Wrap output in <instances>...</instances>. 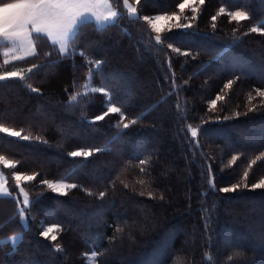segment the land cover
Wrapping results in <instances>:
<instances>
[{"label":"trees","instance_id":"obj_1","mask_svg":"<svg viewBox=\"0 0 264 264\" xmlns=\"http://www.w3.org/2000/svg\"><path fill=\"white\" fill-rule=\"evenodd\" d=\"M110 1L117 23L84 26L66 59L44 36L24 60L5 64L0 47V74H25L0 82V124L40 137L0 134V156L15 165L0 163L8 184L12 174L36 175L22 185L34 201L25 228L16 200L0 198V240L21 237L14 247L0 243V264H87L92 253L97 264H264V189L251 188L264 179V98L256 95L264 91V0H205L194 20L190 8L179 13L182 0H142L138 18ZM237 10L249 19L230 22ZM174 12L192 26L165 22L155 33L142 18ZM110 106L137 123L123 129L119 114L92 122ZM97 148L86 160L68 155ZM42 180L77 187L56 194ZM233 184L241 187L218 191ZM54 224L56 241L40 235Z\"/></svg>","mask_w":264,"mask_h":264},{"label":"snow or ice","instance_id":"obj_2","mask_svg":"<svg viewBox=\"0 0 264 264\" xmlns=\"http://www.w3.org/2000/svg\"><path fill=\"white\" fill-rule=\"evenodd\" d=\"M203 5L205 0H182L178 4L179 13L183 14L185 9L190 8L193 13L191 19H196V13L198 8L194 5L196 4ZM124 9L127 10V16L129 18H138V9L137 6L142 4V0H135V4L130 3L129 0H122ZM177 13H172L171 15H156L155 18H150L147 15H144L142 18L147 24L151 27L152 31L155 33H161L164 31V23L175 21V28H190L191 23H181V15ZM219 14H225V8L221 7L219 9ZM230 17V22L235 21L237 23L248 20V13L245 11H231L227 13ZM121 16L120 11L114 10L111 6L109 0H16L14 3H2L0 2V47L8 46V51L3 52L4 63L8 64V57L11 55V60L20 61L24 60L26 57L32 56L36 53V44L35 40L40 36L46 37L53 47L56 49L58 46V52L61 59L68 58V53L70 50L74 49L76 46V41L79 38L81 29L89 24L90 22H95V28L97 31L106 30L109 26L115 25L118 21V18ZM187 19V17H185ZM212 21L215 22L217 16L211 17ZM262 27H264V21L261 22ZM215 24H213V28ZM171 31V27L169 28ZM251 32H262V28L252 27ZM264 34V33H262ZM155 41L159 44L161 42V36L156 35ZM172 47V45H169ZM174 52L180 53L182 55H188L187 52H180L179 48H173ZM20 52L23 55H17L16 53ZM59 61H53V65ZM96 66L99 68L100 61H95ZM36 65H33L32 68L28 69V72L31 73ZM170 67V63H169ZM19 79L23 81L25 79V74L23 72L11 71L4 74H0V82L9 80V79ZM173 84H175V79H173ZM32 93H39L38 88L32 87L31 84L27 85ZM225 87L231 88L232 81H229ZM93 93L99 92L104 93L105 89L101 88H92ZM256 95L264 98V91L257 90ZM78 99L77 95H71L69 103L76 102ZM221 97L217 96L216 99L211 101L210 109H215L217 106V100H220ZM249 99H253L251 95ZM264 102V101H262ZM111 103V102H109ZM254 110V108H249V111ZM110 114H119L120 122H122L123 129H128L130 125H135L137 120L132 119L128 123H123L126 119L124 113L121 110V107L110 106L104 111L101 115H97L93 119V123L96 121H102L106 116ZM239 115V113H237ZM225 119H227L225 117ZM191 137L196 138L198 134V129L188 126ZM0 134H6L9 137L19 138L23 141H28L30 139H40V137H30L29 135H23L21 131L13 130L12 128L5 127L3 124H0ZM107 150V149H105ZM101 149H79L71 151L68 153L70 157L77 158L82 157L85 160L88 157L93 156L94 152H99ZM236 157H233L235 160ZM0 163H3L5 167L14 168L15 165L5 160L3 156H0ZM146 160H140V164H146ZM255 163V161H253ZM141 172L144 171L143 168L140 169ZM209 176H211V166L208 170ZM248 173L245 172L244 176L247 177ZM17 186L19 187L21 181H34L36 180V175H24L21 173H16L14 176ZM40 183L47 186L48 189H51L55 193L67 194V191L70 189H75L77 187L74 183H66L64 181L51 182L48 180H42ZM141 184H144V181H140ZM209 185L214 188V183L212 179L208 180ZM127 187V185H125ZM240 184H233L231 187H224L218 189L220 192L228 193L234 192L240 188ZM243 187L247 188L248 185L245 183ZM252 189H264V179H261L259 182L251 185ZM19 192L23 194L22 198V207L18 208L17 216L23 222L25 220V213L28 211L30 201L28 192L25 191L23 187H19ZM12 193L5 186V183L0 177V198L11 197ZM104 192H100L99 196L103 197ZM140 195H145V192H140ZM148 196H153V192H147ZM163 199V197H160ZM17 204H20L21 201L17 200ZM60 231L59 224H54L49 226L41 231L40 235L46 239L50 238L52 241H56L58 236L56 233ZM122 231V229H118ZM16 240L21 239L20 236L15 238ZM2 243V241H0ZM57 250H60V246L57 245Z\"/></svg>","mask_w":264,"mask_h":264},{"label":"rangeland","instance_id":"obj_3","mask_svg":"<svg viewBox=\"0 0 264 264\" xmlns=\"http://www.w3.org/2000/svg\"><path fill=\"white\" fill-rule=\"evenodd\" d=\"M109 2H110V4H111V1L109 0ZM129 2L130 3H133V4H135V0H129ZM123 5V4H122ZM111 6H112V4H111ZM113 7V6H112ZM114 9V8H113ZM115 10V9H114ZM126 10V9H125ZM126 14H127V10H126ZM137 15H138V13H137ZM92 23L95 25V22L94 21H92ZM49 41V40H48ZM50 42V41H49ZM51 43V42H50ZM57 50H58V46H57ZM5 51H8V46H6L5 48H4V50H3V52H5ZM59 53V52H58ZM17 55H23V53H20V52H17L16 53ZM8 59H9V61H13V60H11V55L8 57ZM8 168V167H7ZM14 176H15V174H12L10 177L12 178V184H8V176L5 174V173H3L2 172V170H1V168H0V177H2V179H3V181H4V183H5V186L9 189V191L12 193V195H11V198H14L16 201L17 200H19V201H21V203L20 204H18V208L19 207H22L23 205H22V198H23V194L22 193H20L19 192V187H23L22 185L24 184V183H26V181H21L20 182V185H19V187L17 186V184H16V181H15V179H14ZM28 182V181H27ZM46 188H47V186H46ZM48 189V188H47ZM48 190H50V191H52L51 189H48ZM53 192V191H52ZM55 193V192H54ZM56 194H59V193H56ZM30 198V197H29ZM32 200V198H30V201ZM17 211H18V209H17ZM20 222H21V224L23 225V227L25 228L27 225H26V213H25V220L22 222L21 220H20ZM18 236H20V233H16V234H13V235H11V236H9V237H6V238H3V239H1L0 241H2V243L3 242H9L10 243V245L12 246V247H14L15 245H16V243L20 240H16L15 238L16 237H18ZM86 262H87V264H97L96 263V261H95V255L92 253V254H87L86 255Z\"/></svg>","mask_w":264,"mask_h":264}]
</instances>
